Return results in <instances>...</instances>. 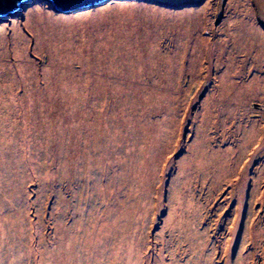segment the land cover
Returning a JSON list of instances; mask_svg holds the SVG:
<instances>
[{
    "label": "rangeland",
    "instance_id": "1",
    "mask_svg": "<svg viewBox=\"0 0 264 264\" xmlns=\"http://www.w3.org/2000/svg\"><path fill=\"white\" fill-rule=\"evenodd\" d=\"M0 264H264V0L0 21Z\"/></svg>",
    "mask_w": 264,
    "mask_h": 264
},
{
    "label": "water",
    "instance_id": "2",
    "mask_svg": "<svg viewBox=\"0 0 264 264\" xmlns=\"http://www.w3.org/2000/svg\"><path fill=\"white\" fill-rule=\"evenodd\" d=\"M128 1L132 0H0V21L25 14L35 3H48L52 9L73 16Z\"/></svg>",
    "mask_w": 264,
    "mask_h": 264
},
{
    "label": "bare ground",
    "instance_id": "3",
    "mask_svg": "<svg viewBox=\"0 0 264 264\" xmlns=\"http://www.w3.org/2000/svg\"><path fill=\"white\" fill-rule=\"evenodd\" d=\"M181 34H183V33H180L179 35H181ZM182 37H177V39L175 40V43L176 44H178V45H180V44H182V39H181ZM185 38V37H184ZM184 38H183V40H184ZM252 137V136H251Z\"/></svg>",
    "mask_w": 264,
    "mask_h": 264
}]
</instances>
